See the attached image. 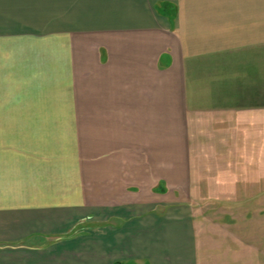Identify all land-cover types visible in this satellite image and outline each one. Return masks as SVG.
I'll use <instances>...</instances> for the list:
<instances>
[{
  "label": "crops",
  "instance_id": "0c3cea01",
  "mask_svg": "<svg viewBox=\"0 0 264 264\" xmlns=\"http://www.w3.org/2000/svg\"><path fill=\"white\" fill-rule=\"evenodd\" d=\"M216 197H264V0H0V264H200Z\"/></svg>",
  "mask_w": 264,
  "mask_h": 264
},
{
  "label": "rangeland",
  "instance_id": "374dc122",
  "mask_svg": "<svg viewBox=\"0 0 264 264\" xmlns=\"http://www.w3.org/2000/svg\"><path fill=\"white\" fill-rule=\"evenodd\" d=\"M188 206L200 264H264V197L198 198Z\"/></svg>",
  "mask_w": 264,
  "mask_h": 264
}]
</instances>
